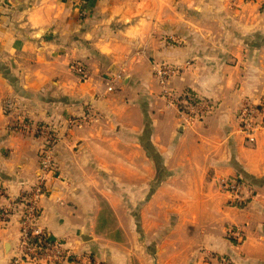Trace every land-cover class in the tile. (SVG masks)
I'll use <instances>...</instances> for the list:
<instances>
[{
    "label": "crops",
    "instance_id": "obj_1",
    "mask_svg": "<svg viewBox=\"0 0 264 264\" xmlns=\"http://www.w3.org/2000/svg\"><path fill=\"white\" fill-rule=\"evenodd\" d=\"M163 64L183 67L167 85L209 101L206 115L189 124L161 95ZM263 97L264 0H0V185L19 196L43 183L48 140L32 129L52 128L38 221L95 256L85 264H264V126L254 141L239 121L242 101ZM240 173L254 182L244 208L221 188ZM102 203L124 241L99 232ZM19 236L15 214L0 264Z\"/></svg>",
    "mask_w": 264,
    "mask_h": 264
},
{
    "label": "built area",
    "instance_id": "obj_2",
    "mask_svg": "<svg viewBox=\"0 0 264 264\" xmlns=\"http://www.w3.org/2000/svg\"><path fill=\"white\" fill-rule=\"evenodd\" d=\"M85 1V0H83ZM190 64V63H187ZM72 68L81 80H86L89 76V68L80 61H74ZM183 67L178 65L163 64L158 68V76L161 87V95L175 105L184 120L192 124L193 121L199 120L206 115L211 108V103L202 99L197 93L189 91L183 94H176L168 87V79L171 75ZM240 129L249 139L255 141V133L264 126V97L262 102L257 104L249 100H243L239 109ZM74 122V121H71ZM25 125L23 127L25 128ZM35 133L43 135L47 143L42 153V175L43 183L37 185L34 189L22 192L19 196L10 195L7 190L0 185V225L5 224L11 216L20 214V236L15 250L13 264L21 263H39L45 264H85L93 263L96 259L90 255L76 254L64 247L57 241L49 240L43 233L39 225V208L38 201L45 193L48 184L46 180L53 181V173L57 170L53 157V150L59 143L60 137L56 136L52 128L48 126H34L32 129ZM252 185L247 183H222L221 188L229 192L232 198V205L241 208L246 206L253 195ZM227 233L228 239L232 237L240 244L245 239L244 233L238 228H231ZM215 256V255H214ZM216 257V256H215ZM222 264H236L229 259H223ZM205 264H215L212 254L205 258ZM99 264H103L100 262Z\"/></svg>",
    "mask_w": 264,
    "mask_h": 264
},
{
    "label": "trees",
    "instance_id": "obj_3",
    "mask_svg": "<svg viewBox=\"0 0 264 264\" xmlns=\"http://www.w3.org/2000/svg\"><path fill=\"white\" fill-rule=\"evenodd\" d=\"M236 181L238 183H247L249 185L253 186V180L248 178V176H244L241 173L239 174V177H236ZM247 206V205H246ZM243 205L241 208H244ZM98 230L99 232H108L110 235V238L116 241H124L126 239L124 231L121 228H118L116 225V222L114 220V214L112 208L107 203L101 204V216L98 222ZM233 243L237 244L236 240L230 237V239ZM88 255V254H87ZM92 257L93 254H89ZM236 261V260H235ZM236 264H240L239 262H235ZM138 264V263H134Z\"/></svg>",
    "mask_w": 264,
    "mask_h": 264
},
{
    "label": "rangeland",
    "instance_id": "obj_4",
    "mask_svg": "<svg viewBox=\"0 0 264 264\" xmlns=\"http://www.w3.org/2000/svg\"><path fill=\"white\" fill-rule=\"evenodd\" d=\"M81 62V61H80ZM83 64H84V62H83ZM87 68H89V67H87ZM89 77V76H88ZM227 233H229V232H227ZM68 249V248H67ZM44 264H45V262H43Z\"/></svg>",
    "mask_w": 264,
    "mask_h": 264
},
{
    "label": "water",
    "instance_id": "obj_5",
    "mask_svg": "<svg viewBox=\"0 0 264 264\" xmlns=\"http://www.w3.org/2000/svg\"><path fill=\"white\" fill-rule=\"evenodd\" d=\"M89 239V238H86V240Z\"/></svg>",
    "mask_w": 264,
    "mask_h": 264
}]
</instances>
